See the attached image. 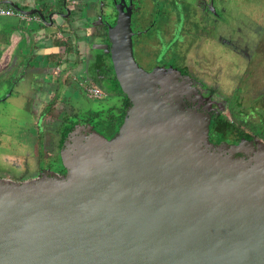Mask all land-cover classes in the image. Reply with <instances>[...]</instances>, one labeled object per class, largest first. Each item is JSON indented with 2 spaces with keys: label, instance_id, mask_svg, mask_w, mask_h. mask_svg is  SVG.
Here are the masks:
<instances>
[{
  "label": "water",
  "instance_id": "1",
  "mask_svg": "<svg viewBox=\"0 0 264 264\" xmlns=\"http://www.w3.org/2000/svg\"><path fill=\"white\" fill-rule=\"evenodd\" d=\"M2 4L44 26L69 16L64 1L45 17ZM111 4L107 53L130 107L110 139L67 135L63 177L0 178V264H264V145L247 140V160L233 157L243 140L213 149L179 72L135 63L130 2Z\"/></svg>",
  "mask_w": 264,
  "mask_h": 264
},
{
  "label": "rangeland",
  "instance_id": "2",
  "mask_svg": "<svg viewBox=\"0 0 264 264\" xmlns=\"http://www.w3.org/2000/svg\"><path fill=\"white\" fill-rule=\"evenodd\" d=\"M26 1H28L30 6L31 0ZM35 1L36 4L43 2L57 4L56 0ZM217 2L220 6L219 9L217 7L218 11L216 10L219 16L215 15L212 17L211 21H209L211 22V32L215 40L214 43L210 40V44H208L207 48L210 51L208 56L219 53L217 54L218 64L214 63L213 66L218 68V70L217 75L214 76L212 80L210 78V80H203L206 85L204 87L208 86L214 90L215 96L212 98L214 100H218L220 97L224 100L228 99L230 96L234 95L232 93L239 87L241 89V97L238 98L241 104H247V119L251 120L253 123H258L261 118L264 119V0H242V2L238 4L229 3L227 0H217ZM144 5L147 7L150 4L144 2ZM214 5L216 4L214 3ZM76 7L78 8L77 4ZM80 12H78V10L73 11V17H81L82 15ZM73 17L72 19L74 21H72V27L75 28V25L79 23L77 19L75 20ZM161 20L164 21L160 18L157 19L159 24ZM206 30L208 29L204 27L203 32H201L202 37L206 35ZM183 31L187 34L188 38H190L189 36L196 34V32L200 30L197 26H189V28L186 27ZM156 33L157 31L154 30L153 34ZM245 33H247V36ZM150 34H152V31H150ZM34 37L35 36L29 34V52L22 58H17L9 68L0 71L1 179L32 178L38 172L39 168L44 169L50 166L48 162L50 159H45L51 153L52 149L49 148L52 143V138L54 137L53 134L58 120L56 121L53 118L47 117L42 121L44 134L41 136L40 151L36 145L35 139L38 130L34 128L36 127L35 121L41 109L40 105L50 102L53 94L56 95L58 98L57 100H59L56 102L54 108H56V110H61L62 113L72 108L74 111L80 113L90 110L98 113L99 118L104 120L109 109V115L116 116L117 112L112 107L116 109L119 108L120 99L110 94L112 84L109 83L107 78L101 79L100 84H97L98 86H94L93 84L89 85L97 88L99 91H102L100 90L102 88L105 89L104 95L101 97H89L81 87H76V82H70L71 77L74 78L76 76L78 80L83 77L82 74H76L78 71L73 73L75 69L84 70L86 68L89 72H96L99 71L97 65H91L89 63L83 68H74L77 65L72 63L73 65H69V68H67L68 66L64 68L63 64L61 68H57L60 70L58 78L63 80L68 76L69 79H67L68 83L66 85L59 81L58 78L57 81H54L52 76H56V69L51 68L50 65L49 68H36L37 65L33 67L31 57L33 54L32 47L34 42L31 38ZM93 40H95V37L92 38V41ZM197 42V47L189 50L191 51L189 52L190 59L198 60L201 56V38ZM225 42L229 48L222 46V43ZM87 43L90 44L89 42ZM90 46L92 48L91 53H97L96 50L99 48L96 43L90 44ZM244 47H247L246 77L241 76L243 68H240L241 65L245 64V60L227 51L239 52L244 49ZM135 57L139 62L137 54ZM89 59L90 56L87 57V63ZM208 59L211 60L212 57H208ZM35 60L37 63H41V57L38 56ZM168 60L178 63L173 50H170ZM210 60H208L209 63H211ZM139 64L141 67H144L141 63ZM52 65L55 66L56 64ZM189 65L191 64L189 63ZM236 66H239V68H236ZM238 80L240 81L238 82ZM47 87L55 88L54 90L51 88L52 95L42 100L41 98L45 97V88ZM204 90H207V88H203L202 91L204 92ZM38 98L40 100H37ZM248 108H252L255 112L251 113ZM96 120L97 119L92 120L91 124ZM256 125L259 131L260 128L264 130V122L261 121V124ZM100 128L103 130L102 127ZM39 152L41 156H39ZM39 157H43L45 161H41L40 163L37 162L36 160Z\"/></svg>",
  "mask_w": 264,
  "mask_h": 264
},
{
  "label": "flooded vegetation",
  "instance_id": "3",
  "mask_svg": "<svg viewBox=\"0 0 264 264\" xmlns=\"http://www.w3.org/2000/svg\"><path fill=\"white\" fill-rule=\"evenodd\" d=\"M114 2L118 4L119 0H114ZM129 2L130 29L133 33L131 37V52L137 66L145 71H151L154 67L163 69L171 67L177 70L179 72L178 80L183 84L185 89V104L188 107L209 116L207 143L213 149L217 150L222 146H227L228 149L237 146L239 141L243 140V153L236 152L233 154V157L247 160V140L252 141L254 146H257V144L264 145V137H262L264 136V130L260 128L259 131V128L257 129L256 125L261 124V121L264 122V119L260 117L261 119L258 123H253L251 120L247 119V104H241V102L239 101L238 97H241V89L239 87L236 86L237 88L232 93L234 95L230 96L228 99L224 100L220 97L218 100H214L212 99L215 96L214 90H212L208 86L204 87L206 85L203 82V80H212L214 76L217 75L218 70V68H215L213 66L214 63L218 64L217 54L219 53H214L215 55L212 54V56H208L210 51L207 48L208 44H210V40H212V43H214L215 40L214 35L211 32V22L209 21H211L213 16H219L217 11L220 6L217 0H123L124 8L129 5ZM144 2H148V4L150 5L145 7ZM227 2L238 4L239 2H242V0H227ZM214 3L216 5H214ZM76 4L79 5V3ZM87 6V14H92L93 16V18H91V20L89 21L90 26H93V33L97 30H101L100 28H102V25L105 32L104 35L101 33L100 36H93L95 37V40L93 41H96L93 43H96L99 49L96 50L97 53H90V64H100L104 68H99V72H101L100 75L97 74L98 71L89 72L85 68L84 70H79L76 73L83 75L80 80H78L76 76L74 78L71 77L70 82H76V87H81L82 90L84 86H89L90 84H100L101 79L103 78H107L110 83L111 75L109 72L111 71V64L109 56L108 53L107 56L101 55L100 53L101 51L104 52L105 49L108 52L109 46V42L106 36V26L103 23V19L106 20L109 25H113L117 15L113 5L111 4V0H92L87 4ZM101 15L103 16V18H101ZM159 18L164 20H161L160 24L157 21V19ZM189 26H197L199 27L200 31H197L196 34H193L192 36H189L190 38H188L183 29L185 30L186 27L189 28ZM204 27L208 30H206V35L202 37L201 32H203ZM154 30L157 31L156 34H153ZM150 31H152V34H150ZM245 35L247 36V33H245ZM200 38L202 40V44L200 45L201 56L198 60L190 59L189 52L191 51L189 50L197 47V41ZM222 46L226 48L228 47L226 42L222 43ZM170 50H173L178 63L168 60ZM227 51L229 53L235 54L236 57L240 59L243 58V60H245V64L241 65L240 68H243L241 76L246 77L247 47H244V49L239 52H230V50ZM136 54L139 62L136 60ZM208 57H212V59L210 60L208 59ZM208 60H210L211 63H209ZM139 63H141V65H143L144 67H141ZM189 63L191 65H189ZM236 68H239V66H236ZM55 69L56 76H51L54 81H57L60 70L57 68ZM67 79H69L68 76H66L63 80H60V78H58V80L65 85L68 83ZM239 81L240 80H238V82ZM51 88H53L54 90L55 87L45 88L46 94L44 98H41L42 100L52 95ZM203 88H207V90H204L203 92ZM99 92L100 97L104 95L103 91ZM112 92L110 93L112 96L120 94L116 91L115 87H112ZM116 97L121 100L119 95H117ZM57 99L58 98L56 97V95L53 94L50 102H48L47 104L39 103L41 104V109L39 111V116L35 121L36 127L34 128L35 130H38V134L35 135V139L37 142V138H40V144L38 147L40 151L41 136L44 134L42 121H44V119H46L47 117L53 118L56 121L58 120V123H56L55 132L53 134L54 137L52 138V143L49 148L52 150L48 157L45 159H50L48 160L50 166L45 167L44 169L39 168L38 172L32 178H27V180L36 179L40 176L63 177L65 175V170L62 168L60 159L57 158L55 152H57L59 144L62 143L63 145V143L66 141L67 135L71 133L77 125H79L83 129H88V127H91L90 131H94L105 139H110L116 133L115 132L114 134H111L105 130H100L97 127H94L91 122L84 121L80 117V119H78L77 122L73 124L72 129L67 133L65 140L61 142L62 139H60V137L62 135L64 124L63 119L64 117L75 114V111L73 108L69 110L70 112L63 111V113L59 109L56 110V108L54 107L56 102L59 101ZM37 100L40 99L38 98ZM115 110L116 112L118 111V109ZM248 110L251 113L255 112L252 108H248ZM214 117L225 119L228 124H219L216 128L213 129L211 124ZM85 133L87 134V132ZM223 152L228 154V151L226 149H223ZM45 160L43 159V157H41L40 160L37 159L36 161L40 163L41 161ZM6 180L18 183L21 182L18 181V179Z\"/></svg>",
  "mask_w": 264,
  "mask_h": 264
},
{
  "label": "crops",
  "instance_id": "4",
  "mask_svg": "<svg viewBox=\"0 0 264 264\" xmlns=\"http://www.w3.org/2000/svg\"><path fill=\"white\" fill-rule=\"evenodd\" d=\"M4 1L14 2L22 10H25L24 7L29 10L36 6L35 0L30 1V6L26 0H0V5L7 8L9 7L2 4ZM90 1L92 0H64L63 7L68 9L69 14L72 15L70 18H68L69 16L62 18L54 15L51 18L53 22L49 26H44L36 15L28 17L18 14L17 16L0 17V71L9 68L17 58H22L29 52V34L35 36L31 38L34 42L31 57L33 67L37 65L36 68H49L50 65L51 68H61L64 64V68L66 66L69 68V65L74 64L77 65L74 68H83L89 64L90 59L87 63V57L91 58L90 44H93V26L88 25L84 18L89 17V14L85 13V9L88 8L87 4ZM76 3H79L78 8ZM77 10L81 11L82 16L75 18L72 12ZM72 17L79 23L75 25V28L72 27V21H74ZM53 40H64L67 46H56ZM49 54H56L59 57L47 58ZM38 56L41 57V63H37L35 60ZM79 70L75 69L73 73Z\"/></svg>",
  "mask_w": 264,
  "mask_h": 264
},
{
  "label": "trees",
  "instance_id": "5",
  "mask_svg": "<svg viewBox=\"0 0 264 264\" xmlns=\"http://www.w3.org/2000/svg\"><path fill=\"white\" fill-rule=\"evenodd\" d=\"M62 2H63V0H56V3H57V4H55V3L53 4V3L43 2V3L36 4V6L34 7V9H36V10H38L40 13H42L44 17H45L46 15L50 14V13L53 12V11H58V12H60V13H64V11H63L62 8H61ZM57 5H59V6H57ZM24 9L26 10L27 8L24 7ZM71 15H72V14L70 13L68 18H70ZM101 27H102V28H100L101 30H97L96 32L93 33V36H100L101 33H102L103 35L105 34L104 29H103V28H104L103 25H102ZM53 43H54V45H56V46H64V47L67 46V45L65 44L66 42H64V40H56V41L53 40ZM100 53H101V55H106V56H107V50H106V49L104 50V52L101 51ZM48 57H50V58H58L59 56L56 55V54H49V55L47 56V58H48ZM108 66H109V64H108ZM97 67H98V68H104V67L101 66L100 64H97ZM99 71H100V70H99ZM99 71L97 72L98 75L101 74V72H99ZM108 72H109V71H108ZM109 73H110V75H111L110 83L112 84V87H115V88L117 89V84H116V81H115V79H114V76H113L112 71H110ZM95 85L98 86L97 84H94V86H95ZM99 89H100V88H99ZM100 90H102L103 92H105V91H104L105 89H103V88L100 89ZM111 92H112V90H110V93H111ZM112 93H113V92H112ZM117 95L120 96L121 100L119 101V102H120V103H119V108H117V109H118V111H117L118 115H116V116L109 115V113H110V109H109V112H108L107 116L104 118V120H102L101 118H99V114H98V113H96V112H92V111H90V110H89V111H86V112H83V113H80V112H76V111H75V112H76L75 114H72V115H70V116L64 117V119H63V123H64V124H63V129H62V135H61V137H60V139H62L61 142H63V140H65V137H66L67 133L72 129L73 124H74L75 122H77V120L80 119V117H81L84 121H87V122H92V120L97 119V120L92 124L94 127H98V128L102 127L103 130H105V131H107V132H109V133H111V134H114L115 132H117L119 126H120L121 123H122L123 117L125 116V114H126L128 108L130 107L129 102H128V100L125 98L124 95H122V94H117ZM117 95H116V96H117ZM112 108H113V109H116L115 107H112ZM73 120H74V121H73ZM219 124L227 125L228 122H227L225 119H222V118L220 119V118L214 117V119L212 120V124H211V126L213 127V129L216 128ZM100 130H101V128H100ZM39 139H40V138L38 137V138H37V142H36V145H37L38 147H39V144H40ZM61 147H62V143L59 144L58 150H57V152H56V156H57L58 159H60V158H59V153H60ZM38 154H39V156H41V155H40V152H39ZM40 158H41V157H39V158H37V159L40 160ZM23 180H27V177H26V179H23V178L18 179V181H21V182H22Z\"/></svg>",
  "mask_w": 264,
  "mask_h": 264
},
{
  "label": "built area",
  "instance_id": "6",
  "mask_svg": "<svg viewBox=\"0 0 264 264\" xmlns=\"http://www.w3.org/2000/svg\"><path fill=\"white\" fill-rule=\"evenodd\" d=\"M18 14L12 9L0 5V17H11L17 16ZM83 90L87 93L89 97H100V92L97 88L92 86H84Z\"/></svg>",
  "mask_w": 264,
  "mask_h": 264
}]
</instances>
